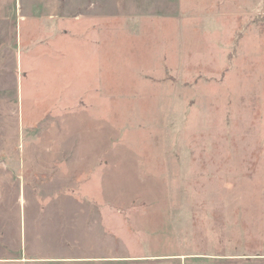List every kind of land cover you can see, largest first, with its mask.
<instances>
[{"label": "rangeland", "instance_id": "1", "mask_svg": "<svg viewBox=\"0 0 264 264\" xmlns=\"http://www.w3.org/2000/svg\"><path fill=\"white\" fill-rule=\"evenodd\" d=\"M0 159V264H264V0H0ZM64 160L121 209H19Z\"/></svg>", "mask_w": 264, "mask_h": 264}, {"label": "crops", "instance_id": "2", "mask_svg": "<svg viewBox=\"0 0 264 264\" xmlns=\"http://www.w3.org/2000/svg\"><path fill=\"white\" fill-rule=\"evenodd\" d=\"M56 51L53 49H49L51 57L48 58L49 61H51V65H55L57 61V57L59 54H61L59 51L63 50L62 48H55ZM44 59V58H43ZM42 59V61H43ZM47 59V60H48ZM47 64V63H44ZM67 81V80H66ZM62 82H64L65 86H69L68 84H65V81L63 79H56V80H50L49 85L53 86L51 89L52 91L49 92V89L43 88L44 92L52 93L53 98L51 101L54 100L57 96V91L63 90V92H60V96L64 97V101L62 105L58 106L56 108V111L60 109V113L53 114V117L62 116L63 109L65 111H69L71 115H73L74 111L71 108L70 109V103H72V90L70 88L68 89H54V87H59ZM43 85V84H42ZM48 87V84H47ZM42 93V92H40ZM79 94V93H78ZM86 90L82 91V94L80 92V95H86ZM69 98V101H68ZM50 100V99H49ZM78 99L77 101H79ZM62 102V101H61ZM52 114V113H50ZM15 162H17V165H24L23 159H16ZM40 164V163H39ZM61 162H56L57 166H61ZM98 166V161L96 163ZM64 166H66V171L63 172V174L60 171H56V175H52V180L56 182L53 183L52 186L54 188L47 189V190H41V175L36 174V168L35 166L32 167V174L34 175V178L36 177L37 182H34V179L31 182L32 188L27 193L28 196L26 197V192L23 190V193H20L19 195V209H121V202L120 201H114L111 199V193H107L105 189L101 188V181H102V174L101 177L98 173L95 175L87 176L84 173L77 172L75 175L73 172V163L68 162L64 160ZM69 166V167H68ZM9 167V163L6 162V160L0 159V179H3L6 181L9 180L13 176V170H11ZM71 168V169H70ZM103 171V170H102ZM21 173V172H20ZM24 174V169L23 172ZM20 175L21 178L24 179V175ZM6 178V179H5ZM73 184L69 183L72 182ZM68 182V183H67ZM34 183V184H33ZM67 183V184H66ZM66 184V185H65ZM62 185V186H61ZM120 202V203H118ZM0 209H8L7 204L3 202V200L0 201ZM60 222V220H59ZM95 239L98 238V235L94 237ZM98 240V239H96ZM86 260H98V257H86L84 258Z\"/></svg>", "mask_w": 264, "mask_h": 264}]
</instances>
